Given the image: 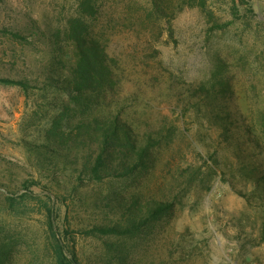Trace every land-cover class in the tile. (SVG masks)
<instances>
[{"label": "rangeland", "instance_id": "374dc122", "mask_svg": "<svg viewBox=\"0 0 264 264\" xmlns=\"http://www.w3.org/2000/svg\"><path fill=\"white\" fill-rule=\"evenodd\" d=\"M160 1L173 9L179 5ZM206 1L212 22L229 24L213 28L197 8L184 5L170 21L176 42H167L163 31L155 54L143 50L147 38L141 30L119 27L108 36V22H166L164 16L145 17L146 0H0L2 264L54 263L43 207L47 196L60 208L55 229L79 264H118L119 258L123 264H264V191L246 177L254 165L264 167V134L253 124L257 108H264V0ZM74 17L106 46L108 37L112 41L123 71L116 90L125 106L119 117L136 121L142 132L175 126L151 164L131 176L76 178L74 155L46 140L56 118L66 121L62 113L71 122L79 116L77 109L63 111L74 106L61 82L69 80L74 62L64 33ZM223 82L230 91L213 104L221 107L222 118L238 107L252 129L249 136L222 137L216 123L202 117L210 100L185 98L189 83ZM242 125L233 124L240 132ZM46 145L57 155L40 147ZM26 192L27 207L12 211L6 196L22 200ZM130 198L169 200L173 206L133 235L91 233L120 212L108 205L110 199Z\"/></svg>", "mask_w": 264, "mask_h": 264}, {"label": "trees", "instance_id": "16d2710c", "mask_svg": "<svg viewBox=\"0 0 264 264\" xmlns=\"http://www.w3.org/2000/svg\"><path fill=\"white\" fill-rule=\"evenodd\" d=\"M146 1L150 2V5L142 9L145 17L149 18L154 14L158 17L164 16L167 17L166 22H139V18H136L138 22H123L122 25L117 22L112 25L113 22H108V36L111 30L115 31L119 27H126V30L132 33L141 30L147 38L144 39L143 50L158 54L156 45L160 43L159 36L163 31L167 33V42H176L170 21L183 10L184 5L197 8L206 17L208 23H213V28H222L229 24V22L221 24L212 22L213 13L207 8L206 0H178L179 5L175 9L173 4H162L160 0ZM82 6H85V2ZM135 17H139V12ZM64 33L66 40L70 41L74 47V62L69 66V80L65 77L61 79V82L66 83L64 89L68 94L69 104H72L74 109L67 105L63 111L77 109L79 116L75 122H71L62 113L66 121L60 117L56 118L46 131V140L62 147L67 155H74V163L78 164L75 168L76 178L79 179L102 181L105 178H123L148 167L155 149L159 148L163 142L168 143L172 139L175 126H163L157 130L145 128L146 132H142L136 121L131 118L121 119L119 115L122 107L125 108V106L121 104L122 99L116 90L122 81L123 71L119 59L110 50L112 41L108 37V45L103 44L98 35L91 34L89 24L80 17L70 19ZM16 83L25 85L23 82ZM167 90H171V84L167 85ZM229 91L227 82L189 83L184 88L185 98L188 101L197 97L210 100L208 114L202 116L208 125L216 123L222 137L231 139L236 135L240 139L244 133L249 136L252 131L245 126V114L239 112L238 107L232 106L226 111L225 118H222L221 107L213 104L219 96L228 94ZM127 100L129 102L131 98ZM208 117L215 121L209 120ZM239 121H242L243 132H240L241 127L233 126ZM253 124L261 135L264 134V108H257L253 115ZM40 147L45 148L49 155H57L54 148L47 145ZM258 148L259 145L256 144L254 150L259 151ZM53 172L56 174L59 171L53 170ZM246 177L264 191V167L260 164L254 165L247 171ZM19 197L22 200L6 196L8 207L12 211H24L27 207L25 200L30 197L28 192ZM47 198L48 202H44L43 207L48 221L53 264H79L74 248L70 247L64 240L65 236L55 229L54 223L60 208H55V201L52 202L51 197L47 196ZM108 205L120 209V212H116L115 217L107 224L94 226L91 233L99 231L103 235L116 236L136 234L169 210L173 202L130 198L110 199ZM122 261V258L117 260L118 264H123ZM2 263L3 259L0 256V264Z\"/></svg>", "mask_w": 264, "mask_h": 264}]
</instances>
